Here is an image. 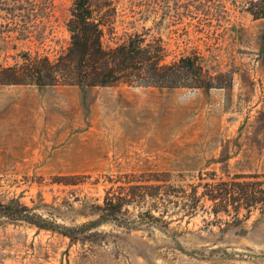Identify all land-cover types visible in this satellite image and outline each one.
<instances>
[{"label": "rangeland", "instance_id": "1", "mask_svg": "<svg viewBox=\"0 0 264 264\" xmlns=\"http://www.w3.org/2000/svg\"><path fill=\"white\" fill-rule=\"evenodd\" d=\"M111 1L118 36L199 56L218 88L0 86V205L42 227L0 215V264H264L256 0ZM73 2L21 19L1 0L0 65L55 59Z\"/></svg>", "mask_w": 264, "mask_h": 264}, {"label": "trees", "instance_id": "2", "mask_svg": "<svg viewBox=\"0 0 264 264\" xmlns=\"http://www.w3.org/2000/svg\"><path fill=\"white\" fill-rule=\"evenodd\" d=\"M1 1V0H0ZM7 10L19 12L21 19H44L52 9V0H2ZM261 9L252 12L264 18V0L254 1ZM18 16V17H19ZM116 7L111 0H74L66 30L69 45L55 59L37 53L22 52L20 63L0 65V86H72L80 89L125 84L161 89L218 88L200 63L199 56L188 55L166 62L168 57L160 39L147 40L144 33L123 32L118 36ZM241 185L242 183H231ZM127 202L105 197V212L114 214ZM27 211L13 203L0 205V215L38 228ZM70 237L69 233L65 234Z\"/></svg>", "mask_w": 264, "mask_h": 264}]
</instances>
